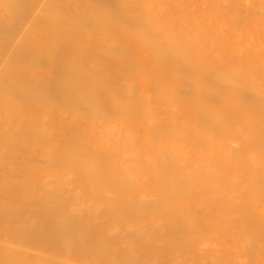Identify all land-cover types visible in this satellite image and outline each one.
<instances>
[{
  "label": "bare ground",
  "instance_id": "6f19581e",
  "mask_svg": "<svg viewBox=\"0 0 264 264\" xmlns=\"http://www.w3.org/2000/svg\"><path fill=\"white\" fill-rule=\"evenodd\" d=\"M0 264H264V0H0Z\"/></svg>",
  "mask_w": 264,
  "mask_h": 264
}]
</instances>
